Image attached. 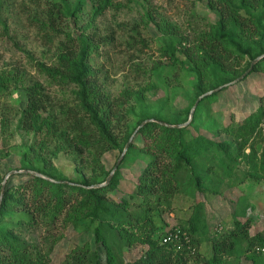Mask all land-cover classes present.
Returning a JSON list of instances; mask_svg holds the SVG:
<instances>
[{
  "label": "trees",
  "instance_id": "16d2710c",
  "mask_svg": "<svg viewBox=\"0 0 264 264\" xmlns=\"http://www.w3.org/2000/svg\"><path fill=\"white\" fill-rule=\"evenodd\" d=\"M205 1L216 20L196 33L192 41L146 11L147 22L167 34L160 48L166 62L179 63L196 78L192 102L183 110L174 109L179 119L172 120L162 114L169 97L152 103L147 100L146 91L155 89L154 85L126 87L111 95L104 87L100 69L92 64L91 55L99 43L110 42L108 35L99 37L96 20L112 0H49L39 28L47 41L59 39L54 64L41 63L40 69L57 85L69 89L74 102L55 110L42 83L23 85L27 104L19 112L16 128L42 138L21 152L16 170L40 175L23 171L26 180L13 184L7 179L1 194L4 175L0 172V264H264V233H249L252 218L246 217L247 208H254L249 197L241 195L234 201L231 228L218 235H209L205 217L209 196L222 195L246 181L264 180L263 108L259 105L235 125L210 128L211 136L199 131L200 122L209 118L210 103L228 88L225 84L238 79L256 57L264 54V0ZM0 25L8 34L1 8ZM252 48L258 49L253 52ZM179 52L186 54L192 65H187ZM242 60L244 66L240 67ZM160 64L156 62L154 68ZM259 70H264V56L243 79ZM22 83L19 70L0 71V95ZM220 86V91L198 101L187 125L173 127L160 122L187 121L196 99ZM128 113L133 119L125 121L117 134L119 124L114 122L121 123ZM146 119L154 120L146 121L135 132L109 182L94 187L112 170L101 163L102 155L113 149L121 154ZM220 132L230 135L231 140L219 139ZM51 141L55 142L52 149ZM61 150L73 157L79 179L65 178L53 165L52 159ZM141 153L148 158L137 174L134 189L113 198L122 166ZM178 194L192 202L190 216L178 226L181 248L176 247L177 242L162 241L167 231L176 229L165 231L162 216L171 212ZM57 222L85 237L92 236L73 247L59 263L52 260V252L63 233L54 236L49 230V236L42 237L44 241L51 239L45 246H36L22 236L26 228L43 225L49 229ZM203 238L211 242L208 256L199 251ZM137 244L144 246V251L127 260L124 252Z\"/></svg>",
  "mask_w": 264,
  "mask_h": 264
},
{
  "label": "rangeland",
  "instance_id": "374dc122",
  "mask_svg": "<svg viewBox=\"0 0 264 264\" xmlns=\"http://www.w3.org/2000/svg\"><path fill=\"white\" fill-rule=\"evenodd\" d=\"M112 3L96 20L99 37L103 39L108 35L110 42L99 43L91 55L92 64L103 74L101 79L104 81V87L108 93L116 95L126 87L136 88L138 85L145 87L151 83L155 89L146 91L147 100L152 103L169 97L166 100L167 108H164L162 114L168 119H179L174 109L183 110L192 102L194 98L192 87L196 78L192 71L187 72L179 63L169 65L166 62V56L161 54L160 48L166 42L167 34L152 22H147L146 11L149 10L155 20L169 23L171 27L187 35L189 41H192L200 30L208 29L209 24L216 20V15L209 9L205 0H112ZM48 4L49 0H0V8L8 26V34H5L0 25V71L17 69L23 76L22 84L12 85L0 95V172L4 177L7 176L9 183L13 184H18L27 178L25 172L8 175L11 170L19 167L21 152L35 139L42 138L41 135L26 134L16 128L19 112L27 104V94L23 85L35 81L42 83L52 98L49 105L55 110H59L61 104L70 105L74 102L69 89L57 85L40 69L41 63L48 66L54 64L55 47L59 39L54 38L53 42L47 41L43 30L39 28V22L44 18ZM50 34L54 35L52 31ZM189 44L186 43L187 46ZM257 49L251 50L254 52ZM179 53L180 58H183L187 65H192L186 54ZM242 61L240 67L244 66L245 60ZM156 62L161 64L154 68ZM263 95L264 70L253 72L245 79L238 78L228 84V88L219 92L210 103L207 112L209 118L200 122L199 131L211 136L208 132L210 128L216 126L222 128L229 123L235 125L241 122L262 105ZM132 119L133 115L128 113L121 123L114 122L119 124L115 132L117 134L122 132L125 121ZM218 138L231 140V136L224 132H220ZM53 141L49 144L50 149L55 143ZM43 153L49 155L47 151ZM119 155L117 149L109 150L102 155L101 163L106 169H111ZM147 158L148 156L141 153L135 160H130L122 166L121 179L117 191L112 195L113 198L118 199L119 196L134 189L137 174L145 165ZM52 160L53 165L65 178L79 179V175L74 171L73 157L70 154L61 150ZM88 172V169L85 170V173ZM241 195L249 197L254 204V208H247L246 217L252 218L249 233L254 234L257 231L264 233V180H260L246 181L229 191H224L222 195L209 196V201L205 203V217L210 236L231 228L234 201ZM198 199L201 200L203 197L199 196ZM191 211L192 202L185 195L178 194L171 212L162 216L165 231L173 227L178 228L180 221L186 220ZM219 227L222 229L217 232L215 228ZM48 231L54 236L64 234L52 252V260L55 263H59L73 247L92 238L91 234L85 237L86 235L82 233L73 232L70 227L63 228L60 222L49 229L43 225L26 228L22 236L36 246H45L46 242L49 243L51 240L49 238V241H44L42 238L49 236ZM210 248L211 242L203 238L199 251L202 255L208 256ZM143 251L144 246L137 244L124 252V255L127 260H133ZM100 253L104 261L102 246ZM244 264L248 262L244 261Z\"/></svg>",
  "mask_w": 264,
  "mask_h": 264
},
{
  "label": "water",
  "instance_id": "95a60500",
  "mask_svg": "<svg viewBox=\"0 0 264 264\" xmlns=\"http://www.w3.org/2000/svg\"><path fill=\"white\" fill-rule=\"evenodd\" d=\"M263 56H264V55H260V56L256 57V58L251 62V65H250L249 69H247V70H246V71H245V72H244L239 78H243V77H244V76L250 71V69L253 67L254 63H256V62H257L259 59H261ZM236 80H237V79H235V80L232 81V82H235ZM232 82H230V83H232ZM230 83H227V84H225V85H228V84H230ZM220 88H221V86H220V87H217V88H215V89L209 90V91L205 92L204 94L200 95V96L196 99V101L194 102L193 106L191 107L188 121H186L185 123H181V124H169V123L162 122V121H160V122H161L162 124L167 125V126H173V127H183V126L187 125V124L189 123V121H190V120L192 119V117H193L194 110H195V108H196V106H197V104H198V101H199L202 97H204L205 95L211 94V93H213V92L219 90ZM150 120H154V119H146V120H144V121H143V122L137 127V129L134 131V133L132 134V136L130 137V139L128 140V142L125 144L124 149L122 150V152H121V154H120V156H119V158H118L116 164L114 165V167H113L112 170L110 171V173H109V175L107 176L106 180H105L104 182H102V183H99V184H95V185H93L94 187L103 186V185H106V184L109 182V180H110L111 177L113 176L115 170L117 169L118 164H119L120 161L122 160V158H123V156H124V154H125V152H126L128 146H129V144H130V142H131V140H132V138H133V135L135 134V132L138 130V128H139L141 125H143L146 121H150ZM23 171L31 172V173L36 174V175H40L39 173L34 172V171H28V170H16V169L11 170V171L8 173V175L11 174V173H15V172H23ZM6 179H7V176L4 177V179H3V181H2L1 194L3 193V189H4V185H5Z\"/></svg>",
  "mask_w": 264,
  "mask_h": 264
},
{
  "label": "built area",
  "instance_id": "2783aa9c",
  "mask_svg": "<svg viewBox=\"0 0 264 264\" xmlns=\"http://www.w3.org/2000/svg\"><path fill=\"white\" fill-rule=\"evenodd\" d=\"M261 106H262L263 112H264V99L262 101V105ZM260 126H261V129H262L263 133H264V117H263V121H262ZM221 228L222 227L215 228V230L218 232V231L221 230ZM178 233H179V229L178 228H176L175 231H168L167 234L165 236H163V239H162L163 243L177 242L175 244V245H177L176 247L177 248H181L182 242H180V238L178 236ZM184 239H185L186 243L188 244L189 239H188L187 235H185ZM262 250H264V249H262Z\"/></svg>",
  "mask_w": 264,
  "mask_h": 264
}]
</instances>
